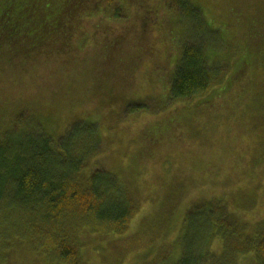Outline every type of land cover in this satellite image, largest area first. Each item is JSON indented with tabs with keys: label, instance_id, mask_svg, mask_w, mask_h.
<instances>
[{
	"label": "trees",
	"instance_id": "obj_1",
	"mask_svg": "<svg viewBox=\"0 0 264 264\" xmlns=\"http://www.w3.org/2000/svg\"><path fill=\"white\" fill-rule=\"evenodd\" d=\"M0 264H264V0H0Z\"/></svg>",
	"mask_w": 264,
	"mask_h": 264
},
{
	"label": "rangeland",
	"instance_id": "obj_2",
	"mask_svg": "<svg viewBox=\"0 0 264 264\" xmlns=\"http://www.w3.org/2000/svg\"><path fill=\"white\" fill-rule=\"evenodd\" d=\"M172 262V261H171Z\"/></svg>",
	"mask_w": 264,
	"mask_h": 264
}]
</instances>
